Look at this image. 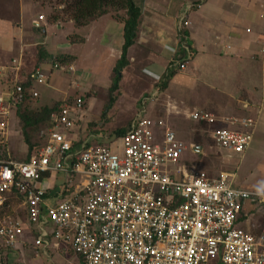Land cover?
Wrapping results in <instances>:
<instances>
[{
    "label": "built area",
    "instance_id": "1",
    "mask_svg": "<svg viewBox=\"0 0 264 264\" xmlns=\"http://www.w3.org/2000/svg\"><path fill=\"white\" fill-rule=\"evenodd\" d=\"M23 56L0 64V145L8 156L0 158V249L31 245L36 256L76 254L78 262L67 264H264V223L241 226L264 205V193L234 186L230 172L188 166L187 147L165 117L136 116L118 154L106 144L75 141L76 113L63 104L39 128L30 157L11 156L6 146L18 110L35 102L38 83L48 81L44 66L25 69ZM75 103L81 107L83 99ZM176 112L169 103L166 116ZM186 116L202 125L219 154H242L251 145V116L200 108ZM15 200L23 214H15Z\"/></svg>",
    "mask_w": 264,
    "mask_h": 264
},
{
    "label": "crops",
    "instance_id": "2",
    "mask_svg": "<svg viewBox=\"0 0 264 264\" xmlns=\"http://www.w3.org/2000/svg\"><path fill=\"white\" fill-rule=\"evenodd\" d=\"M30 1L0 0V64H10L12 58L23 54L25 69H32L35 66V61L32 60L36 58V46L39 44H42L52 57L57 54H71L77 60L78 56L74 52L73 43L62 40L63 44L53 47L52 41L45 36L47 23L43 14L39 13L37 17L25 16L26 4H32ZM191 3L199 5L191 9L189 6ZM136 4L141 10V20L136 41L128 49V65L135 60V57L132 61L130 60V50L137 48L142 53V57L150 55L149 65L160 67L159 74L165 70L166 72L169 69L175 70L169 82L177 78L176 81L182 85L179 92L185 90L193 106L201 108L205 106L204 110L218 115L254 117L256 124L251 145L242 154L227 152L222 161L230 160L233 163L231 167L235 169L231 171L229 166L225 171L231 173L234 186L258 191L244 181L238 184V175L235 170L240 169L248 151L259 152L257 150H260L259 146L255 148L253 145L256 143L255 132L259 130L261 134L260 126H263L262 122H264V56L260 54V43L264 37V0H136ZM40 15H43V19H40ZM184 20H187L188 24H185ZM69 22L74 23L72 18ZM123 26L124 24L113 18L111 14L99 16L89 24L76 26L87 28L84 34L78 33L81 44L95 37V41L103 46V49L95 50L100 55L98 67L105 66L112 59H115L117 63L124 43ZM111 34L112 39L115 38V40L109 39ZM54 49L58 52L53 53ZM83 57L81 55V60L84 63L88 62V56L83 55ZM181 59L188 61L186 71L178 69ZM116 63L113 67L115 73ZM128 65L122 69V78ZM214 65H217L218 69ZM219 65L224 66L219 68ZM43 68L46 71V68ZM220 75L226 77V80L220 79L223 84L225 81L233 84L234 92L218 85L216 78H208L220 77ZM49 80L50 77L48 82ZM202 86L206 87L204 92L201 89ZM208 88L211 94L209 92L206 94ZM218 88L220 91L225 90L228 98L224 99L217 91ZM166 91L168 86L164 90V97L167 96L166 99L169 98L175 102L173 96L177 97V95L169 92L167 94ZM153 118L160 119L162 116ZM87 130L88 126L85 124L76 123L71 130L72 138L79 141L84 138L88 140L90 135L95 136V133H88ZM192 146L194 147L192 150L198 146L205 150L203 144L194 143ZM252 218L242 223L249 230H254L253 223L260 227L261 224L258 221H264L263 204L255 209V219L252 220ZM29 238L32 240L31 237ZM30 247L32 246L0 249V264L78 262V258L70 259L66 251L52 250L49 255L36 256L34 249Z\"/></svg>",
    "mask_w": 264,
    "mask_h": 264
},
{
    "label": "rangeland",
    "instance_id": "3",
    "mask_svg": "<svg viewBox=\"0 0 264 264\" xmlns=\"http://www.w3.org/2000/svg\"><path fill=\"white\" fill-rule=\"evenodd\" d=\"M30 2L32 4H26L25 16L28 18L30 15L37 17L39 13L43 14L46 17L47 23V33L45 36L52 41L53 47L63 44L62 40L73 43L74 52L78 56L77 60L74 56L72 61L63 64L65 66H73L74 71H69L68 67L66 69L54 68L51 63L43 65L50 80L49 82L46 80V86L45 84L38 83L37 88L40 97L32 104H28L30 107L53 106L58 101L62 102L61 104H69L76 113L73 118L75 123H83L88 126V133H95V136L90 135L88 140L84 138L79 141L106 144L113 152L118 154H122L124 143L122 136L117 135V129L126 128L139 115L151 116L152 118L162 116L168 119L170 127L176 131L179 138L186 145L187 148L183 153L184 159L182 160L188 166H197L214 175L222 171L225 172L229 166L231 171L235 169H232L233 163L230 160L226 162L222 161L227 151L219 150L221 155L217 153V147L214 144L211 145L213 142L210 137L205 135L202 125L186 116L187 112L195 108L204 109L205 106L204 108L193 106L188 99V93L186 94L185 90L181 93L179 92L182 85L179 81H176L177 78L169 82L170 79L166 80V70L159 74L160 67L149 65V54H147V57H142V53L137 48L130 50V60L132 61L133 57H135V60L128 65L118 89L113 93L116 96V100L111 101L109 99V91L116 81V73L113 72L116 60L112 59L105 66L98 67L100 55L95 50L99 48L103 49V46L95 41V37L92 40L89 39L85 44H81L78 33L84 34L87 28H78L74 23L69 22L72 17V11H68L66 8L67 0H31ZM55 18L57 19L55 20ZM39 29L41 31V28ZM114 30L115 28L112 29V33ZM75 34L78 36H75ZM109 39L115 40V38L112 39V34L109 36ZM52 52L56 53L58 51L54 49ZM81 55L82 57L83 55L88 56V62L84 63L81 60ZM32 61H35V64H39L36 58ZM223 66L219 65V68ZM214 67L218 69L217 65H214ZM187 69L186 65L182 71H186ZM208 78H216L218 85L227 88L226 90L235 89L231 82L225 81L224 84L222 83L220 79L226 80L224 75ZM167 86V94L177 95V97L173 96V99L176 100L175 102L169 98L166 99L167 96L164 97V90ZM201 89L204 92L206 87L202 86ZM217 91L221 93L224 99L228 98V93L225 90L220 91L218 88ZM208 92L211 94L209 88L206 94ZM78 97L83 99L81 107H77L75 103ZM169 103L175 104L179 112L174 113L168 118L166 116V109ZM262 125L260 126L261 134L259 130L255 132L256 143L253 145L255 148L259 146L260 150L257 151H261L262 153L248 151L246 158L240 165V169L235 171L238 175V184L244 181L251 184L253 189L264 192V131H262L264 129V122H262ZM158 136L161 137L160 133ZM10 137L8 146L6 147L9 148L11 156L18 154L19 158H23V155L27 152V146L22 137L20 125L19 123H15V119L10 131ZM196 142L202 143L205 146V150L200 149L199 146L195 150H192L191 145ZM13 208L17 209L15 214H23L19 201H13ZM254 219L255 216H253L252 220ZM258 222L263 225L264 221L259 220ZM241 226L245 227L242 224ZM30 248L33 250L32 247ZM30 252L28 249V253ZM67 256L70 259L72 257L77 258V255L74 253H70Z\"/></svg>",
    "mask_w": 264,
    "mask_h": 264
},
{
    "label": "trees",
    "instance_id": "4",
    "mask_svg": "<svg viewBox=\"0 0 264 264\" xmlns=\"http://www.w3.org/2000/svg\"><path fill=\"white\" fill-rule=\"evenodd\" d=\"M199 2V1H198ZM66 8L68 11H72V20L75 26H82L93 22L97 17L104 14H111L113 18L120 20L123 26L124 43L122 47V53L117 60L116 68V81L113 83L109 99L111 101L116 100V96L113 94L118 89L119 82L122 78V69L129 64L128 49L136 41L138 34V27L141 20V10L136 4V0H67ZM75 36H78L75 34ZM74 59V56L69 54H57L52 57L42 44L36 47V60L39 64H46L48 62H58L60 64H66ZM185 59H181L179 63H183ZM180 64H178L179 68ZM175 70L169 69L166 72V80L172 79ZM62 102L58 101L53 106H45L39 108H32L30 105H26L24 109L18 110L19 125L22 132V137L27 146V152L23 155V158H19L18 154L14 155V158L20 160H26L33 153L34 149L40 145L38 139V130L42 125L48 124L51 120V115L59 109ZM126 131L125 128L116 130L117 135L121 136ZM200 145L201 143L196 142ZM8 157L6 150L0 145V158ZM264 223V222H263Z\"/></svg>",
    "mask_w": 264,
    "mask_h": 264
},
{
    "label": "water",
    "instance_id": "5",
    "mask_svg": "<svg viewBox=\"0 0 264 264\" xmlns=\"http://www.w3.org/2000/svg\"><path fill=\"white\" fill-rule=\"evenodd\" d=\"M201 148V147H200Z\"/></svg>",
    "mask_w": 264,
    "mask_h": 264
}]
</instances>
